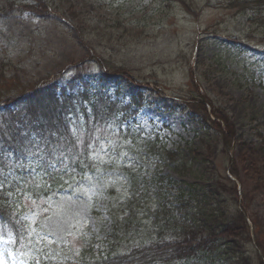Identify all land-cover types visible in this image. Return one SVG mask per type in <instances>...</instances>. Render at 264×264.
Here are the masks:
<instances>
[{
    "label": "rangeland",
    "instance_id": "obj_1",
    "mask_svg": "<svg viewBox=\"0 0 264 264\" xmlns=\"http://www.w3.org/2000/svg\"><path fill=\"white\" fill-rule=\"evenodd\" d=\"M184 1L188 8L182 0H28L37 9L48 7L50 14L36 17L21 11H1L0 104L12 98L20 107V97L41 79L39 76L69 75V69L74 66H80L85 78L90 76L93 81L103 82L110 89L112 100L119 83L122 87L119 98L125 102L135 93L136 86H144L143 91H156L150 104L142 107L133 129L142 130L143 136L159 133L161 142L155 143V149L166 143L165 149L175 155L180 151L182 155L178 161L176 156L167 157L159 149L154 150L151 167L161 177L154 179L152 186L156 207L166 196L174 200L178 189L198 186V197L208 187L214 195L208 196V207L206 202L198 206L196 225L210 226L213 234L219 233L236 219V207H242L252 241L241 247L234 237L218 235L212 238L217 240L215 248L212 251L209 245L201 248L193 263L264 264V54L255 53L258 50L248 52L244 45L249 41L264 47V13L241 10L232 4L236 0ZM4 3L5 0H0V8ZM250 15L255 17L252 21L248 19ZM116 75L130 79L133 85L118 82ZM90 86L95 87V83L90 82ZM190 97L198 111L201 107L208 112L210 107L212 112L213 107L223 110L231 126L222 118L213 117L219 124L210 123L211 127L216 126L213 129L181 106L175 109V105L184 106L182 100ZM204 100L212 103L210 107L202 103ZM2 121L0 134L8 146L19 139L12 136L14 124L11 123L16 119L8 115ZM108 125L110 130L100 134L110 144L120 146V152H124L121 147L126 151L134 146L131 139L115 138L119 128L116 120ZM259 133L262 138L257 136ZM231 136L237 139L226 152L223 144L230 142ZM110 144L104 146L109 149ZM100 156L102 163H112L106 155ZM232 159L239 173V181H234L238 198L219 191L223 183L228 187L234 184L226 176L235 179L228 171ZM0 160L5 172L12 168L16 175L24 177L23 181H12L18 189H32L26 192L28 208L20 218L31 223L28 228L33 240L43 238L42 245L29 246L28 240L27 244L13 248L10 235L1 227L0 264H30L31 259L41 254L51 264H75L71 259H79L83 252L88 251V255L92 250L103 252L104 243L90 240L92 234L104 240L112 228L120 231L118 217L122 216L118 214L129 200H124L126 196L122 193L108 194L101 185L103 179L86 191L73 192L68 187L61 190L48 176L16 167L17 163H31L28 158L16 161L14 156L0 155ZM134 161L146 163L136 158ZM138 180L141 189L142 179ZM44 182L55 187L49 188V194L31 196ZM121 185L118 181L115 189L120 190ZM8 191L0 195V200L12 201L9 198L12 191ZM148 206L149 203H136L126 215L151 218L149 232L155 234L158 229L152 222L155 220L158 225L159 210L149 211ZM184 212H180L181 222L186 221ZM133 226L135 220L129 222L128 229ZM205 229L197 228L195 235L209 238V232H203ZM143 232L142 227L128 234L135 239L134 243L145 242L140 238ZM116 246L125 248L130 243L118 242ZM220 246L224 249L217 251ZM38 247L43 251H33ZM208 255H214V259H207Z\"/></svg>",
    "mask_w": 264,
    "mask_h": 264
},
{
    "label": "trees",
    "instance_id": "obj_2",
    "mask_svg": "<svg viewBox=\"0 0 264 264\" xmlns=\"http://www.w3.org/2000/svg\"><path fill=\"white\" fill-rule=\"evenodd\" d=\"M183 4L187 6L186 2L182 0ZM233 5L239 6L241 10L247 11L249 9H254L252 12L255 13H264V0H236L232 3ZM8 10L10 12L21 11L25 12L28 10V13L36 14L38 17L43 16L46 17L50 14L48 7L44 6L40 9H37L35 5L28 3V0H5L4 7L0 8V11ZM255 17L250 15L248 17L249 21H252ZM264 18V17H263ZM264 37V35H263ZM41 79H46V75L39 76ZM37 83V81H35ZM34 83V84H35ZM54 89H51L50 96L48 94L47 99H50L53 103H49V107L43 109V106H37V103L34 104L33 107H28V111H19L17 112L18 118H22L23 122L27 121V117L32 116L34 121L37 122L40 126L49 124L47 127V131L57 130V128L62 129L66 136H69L67 133L66 124L64 122L65 108L66 104L54 103L51 96H54ZM44 94V93H43ZM42 94V95H43ZM40 97L41 95L35 93ZM202 97V96H201ZM136 100V98H134ZM63 101H67L71 103L69 97L64 96ZM203 104L211 105L212 103L208 102V100H204ZM31 104V103H30ZM114 106V105H113ZM111 106V107H113ZM98 103L93 104V108L95 110L98 109ZM204 107V106H203ZM204 109V108H203ZM206 109V108H205ZM204 109V110H205ZM42 110V111H41ZM213 112L218 115V117L222 118L224 122H228L231 126V121L225 115V112L221 109H215L213 107ZM208 120V119H207ZM27 128L24 131H29V127L27 123H23ZM219 125L218 123H215ZM24 127L20 126L19 131H23ZM36 133V131H34ZM234 133V132H233ZM235 134V133H234ZM12 136L16 139L19 137L18 132L12 131ZM20 139V137H19ZM70 159L72 160L75 157V153L72 154ZM176 156L178 160L182 158V155L178 153ZM231 172L235 175L238 174L235 166L231 168ZM221 188L223 191L229 190L235 194H237L236 186L233 184L230 187H226V185L222 184ZM210 192L205 191L203 195L196 197V187L189 186L187 190H180L177 194L176 204L171 205L168 208L167 205L164 207V203L162 204L163 210L158 211L157 221H158V232L155 234H150V227L148 225V220L140 219L139 215L134 214L131 218H125L124 221L120 222V225L123 226L125 224L124 230L120 233L115 231L113 235H110L107 239L104 240L102 238L98 239V236H93V239H98L102 243H104L103 252L94 251L88 255L87 252H83L82 256L75 260L78 264H194L195 256L199 253L198 251L204 246L209 245V251L215 248V244L217 240L212 239L218 235L226 234V236H234L238 238L240 244L243 246L246 243L251 241V236L249 233V227L245 220V215L241 211H236V219L234 218V222L228 224V226L222 227L219 233L213 234L211 227H198L196 224L198 223V212H196V204L201 203L202 201L207 202L208 196H210ZM135 200L139 201V203H149V209H152L150 200H154V197L151 196L150 191H145L142 194H138L135 196ZM193 204L191 208H187L189 205ZM208 205V204H207ZM3 206L2 212H6V209ZM133 207V206H132ZM195 207V208H194ZM194 208V209H193ZM192 209V210H191ZM182 210H186L188 212H184V217L186 221H182V217H180V212ZM190 210V211H189ZM10 216V213H9ZM131 220L136 221V226L129 228V222ZM239 220L242 221L239 223ZM150 223V222H149ZM143 227L144 232L140 238L144 241L136 242L133 237H131L128 233L130 232H138ZM197 228H206L203 232H209V238L201 239L202 237L196 236L195 232ZM173 232V234H172ZM247 233V234H246ZM149 235V237H148ZM146 236V238H145ZM121 237V238H120ZM148 237V239H147ZM137 240V239H136ZM250 240V241H249ZM118 242L126 243L129 242L130 246L125 248H119L116 246ZM144 242V243H143ZM134 243V244H133ZM133 244V245H132ZM224 249L223 246H220L217 251ZM212 253V252H211ZM181 259H185L184 261H178ZM207 259L213 260L214 255H208Z\"/></svg>",
    "mask_w": 264,
    "mask_h": 264
},
{
    "label": "snow or ice",
    "instance_id": "obj_3",
    "mask_svg": "<svg viewBox=\"0 0 264 264\" xmlns=\"http://www.w3.org/2000/svg\"><path fill=\"white\" fill-rule=\"evenodd\" d=\"M65 119L67 129L74 137L77 146L83 144L90 154L98 152L100 155H108L109 149L104 145L111 142L106 139L105 135L100 134L102 131L107 132L110 130L107 121H105L102 126L99 120L89 116L87 123L94 124V127L89 128L85 124H81L79 115L71 110H69V115ZM77 133H79V135H77ZM18 135L20 139L15 140L14 143L10 142L8 146H5L3 143L4 136L0 134V154H3L5 158L14 156L16 161H21L25 158L30 159L31 163L28 165L17 163V168L28 170L30 173H43L53 180L56 178L53 173H67V155L64 145L67 136L62 129L57 128L55 131H47L46 134L21 131ZM85 136H87L86 141L84 139ZM123 155H126V153ZM128 160L130 163L134 162V158L130 156ZM79 162L83 167H88V165L84 164L83 158H81ZM33 164L35 167H33ZM4 167L3 161L0 160V189L14 180H24V177L16 175L12 168H9V170L5 172ZM21 238L28 239L30 242L29 246H31L32 243L42 245L43 242L42 237L33 240L32 232L28 228L22 231ZM33 251L39 253L43 251V248L38 247L33 249ZM33 264H39V260L34 258Z\"/></svg>",
    "mask_w": 264,
    "mask_h": 264
}]
</instances>
